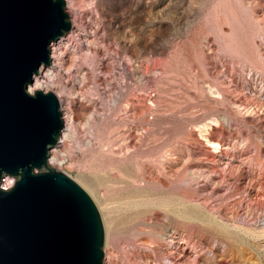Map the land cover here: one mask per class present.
I'll return each mask as SVG.
<instances>
[{
    "label": "rangeland",
    "instance_id": "obj_1",
    "mask_svg": "<svg viewBox=\"0 0 264 264\" xmlns=\"http://www.w3.org/2000/svg\"><path fill=\"white\" fill-rule=\"evenodd\" d=\"M64 1L43 92L72 139L50 167L96 202L104 264H264V27L245 36L244 0Z\"/></svg>",
    "mask_w": 264,
    "mask_h": 264
},
{
    "label": "water",
    "instance_id": "obj_2",
    "mask_svg": "<svg viewBox=\"0 0 264 264\" xmlns=\"http://www.w3.org/2000/svg\"><path fill=\"white\" fill-rule=\"evenodd\" d=\"M65 9L64 0H0V264H104L96 202L49 165L64 131L59 98L28 93L72 31Z\"/></svg>",
    "mask_w": 264,
    "mask_h": 264
},
{
    "label": "bare ground",
    "instance_id": "obj_3",
    "mask_svg": "<svg viewBox=\"0 0 264 264\" xmlns=\"http://www.w3.org/2000/svg\"><path fill=\"white\" fill-rule=\"evenodd\" d=\"M245 2V9L246 10H249V12L251 11L252 12V18H250L248 20V30H246V35L248 34H255V29L256 30H262V27H264V0H244ZM257 13H261V15L257 16ZM246 15L250 16L249 13H247ZM253 26H255L256 28H254ZM246 28V29H247ZM72 29H73V25H72ZM234 30V29H233ZM238 31V30H237ZM241 32V31H240ZM240 32L237 34V35H244V34H240ZM229 36H233L235 35L234 33H230L228 34ZM240 38H242L241 36H239ZM233 40L232 42L236 45H238L239 47H242L243 49H247V50H255L257 46V43L255 42L254 44H248L245 40L243 42V40L241 39H231ZM229 45H234L232 43H229ZM58 47H61L60 45ZM58 47H53L51 49V52H50V60L52 59V63L50 62L49 66H42L40 71L38 72V75L40 74L41 77L39 78L38 75L35 76V84L33 83L29 89H28V93L29 94H34L36 91H46L47 88L53 86V85H58L55 81H54V77L53 75L54 74H58V71L59 69L60 70H64L65 68V60L64 58H61L62 57V53L60 52V49ZM221 47V46H220ZM260 49V47H259ZM57 76V75H56ZM262 92V91H260ZM44 93V92H43ZM47 94V93H45ZM263 94V93H261ZM35 95V94H34ZM60 101V100H59ZM61 106V104H60ZM135 111V110H134ZM62 119H63V114H62ZM65 120V119H64ZM64 122V121H63ZM66 127V131L68 132L67 134L63 135L64 136V139H63V143L62 141L58 143V145L56 147H54V149L50 152V158H49V165L54 162V161H60L62 156L64 155L65 151L64 149H59L62 144L63 146H65L66 144V140L68 139H72V135H71V130H72V127L69 126L68 124H64V129ZM62 137V136H61ZM61 140V139H60ZM239 169V168H238ZM11 180V181H10ZM8 182V188L7 189H10L14 186L15 184V180L14 179H7L5 181V184ZM251 182L253 184L254 187H257L258 185H260V188H262V191L264 190V185L262 184V187H261V184L259 183V181L256 179V178H251ZM4 184V185H5ZM250 184V185H252ZM252 186V187H253ZM170 205V204H169ZM176 252H171L169 253V258H170V261H171V264H186L185 262H181V259H179L177 256H176ZM147 260H150L149 258H147Z\"/></svg>",
    "mask_w": 264,
    "mask_h": 264
},
{
    "label": "built area",
    "instance_id": "obj_4",
    "mask_svg": "<svg viewBox=\"0 0 264 264\" xmlns=\"http://www.w3.org/2000/svg\"><path fill=\"white\" fill-rule=\"evenodd\" d=\"M4 189H5V190H9V189H7L5 186H4Z\"/></svg>",
    "mask_w": 264,
    "mask_h": 264
}]
</instances>
